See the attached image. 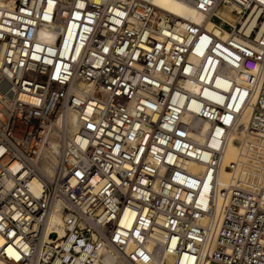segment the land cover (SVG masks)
<instances>
[{"label":"built area","instance_id":"built-area-1","mask_svg":"<svg viewBox=\"0 0 264 264\" xmlns=\"http://www.w3.org/2000/svg\"><path fill=\"white\" fill-rule=\"evenodd\" d=\"M178 1L0 0V264H264V0Z\"/></svg>","mask_w":264,"mask_h":264},{"label":"bare ground","instance_id":"bare-ground-1","mask_svg":"<svg viewBox=\"0 0 264 264\" xmlns=\"http://www.w3.org/2000/svg\"><path fill=\"white\" fill-rule=\"evenodd\" d=\"M152 3H154L157 6H160L161 8H164L165 10H168L178 16H188L191 13V8L182 2L178 0H150ZM230 17V16H229ZM73 118L74 113L69 111L66 113L65 116V132L64 135H58L57 131H51L49 132V141L48 145L44 146L41 151V157L33 161L34 167L38 170V172L41 173L42 177L47 180H51L55 178L56 171H57V165L59 164V155L61 154L62 150V142L65 140L66 134L71 135L74 132L73 127ZM63 119H58L55 122V125L57 126H63L62 125ZM60 136V139L59 137ZM58 137V138H57ZM64 139V140H62ZM212 146H217V142L212 140L211 141ZM236 154V146L235 143H230L226 155H225V162L228 160L234 158ZM223 176H226V173L223 174ZM32 189L34 192H38L39 189V183L38 180L35 178L32 182ZM130 222V219L128 221V224ZM102 261L104 264H124L121 259H119L117 256L111 253H105V255L102 258Z\"/></svg>","mask_w":264,"mask_h":264}]
</instances>
